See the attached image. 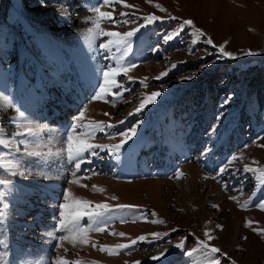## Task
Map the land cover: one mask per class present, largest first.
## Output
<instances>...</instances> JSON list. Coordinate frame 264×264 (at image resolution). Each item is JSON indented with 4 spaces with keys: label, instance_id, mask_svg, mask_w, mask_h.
<instances>
[{
    "label": "rangeland",
    "instance_id": "374dc122",
    "mask_svg": "<svg viewBox=\"0 0 264 264\" xmlns=\"http://www.w3.org/2000/svg\"><path fill=\"white\" fill-rule=\"evenodd\" d=\"M99 2L0 0V93L26 112L28 126L38 129L37 135L29 138L33 142L28 147L43 154L22 157L33 173L27 178L0 170V179L13 182L11 193L0 185L9 203L3 221L9 247L0 246V253L7 251L10 264H53L57 255L79 258L84 264H206L203 253L189 257L185 249L191 251L198 239H207L204 233L208 231L215 237L209 243L228 254H217L221 264L233 260L236 264H264V236L245 227L246 221L252 220L254 228H264V211L255 206L264 200V189L256 191L247 210L240 207L255 191L253 174L243 172L244 166L264 167V0H153L151 4L126 0L135 7L117 5L114 15L129 13L120 19L143 23L142 17L152 13L164 19L141 29L133 38L131 52L120 61L137 65L128 73L133 80L119 78L131 91L120 98L109 97L107 102L92 99L100 82L99 70L116 66V60L106 57L119 58L121 51L104 53L99 44L107 38L85 39L93 27L91 8ZM155 3L167 13L160 12ZM186 19L207 36L198 37L187 26L178 37L163 43L162 36ZM136 26L131 22L104 25L120 32ZM207 37L216 46L225 45V51L235 58L225 57L219 47L207 44ZM249 51L256 54L247 55ZM164 71L167 76L155 79ZM184 76L194 78L182 80ZM145 77L148 87L140 83ZM153 91L162 95L136 113L143 96ZM84 108V123L116 125L96 131L90 142L116 144L122 139L117 133L139 127L137 136L118 156L98 149L97 156L86 154L85 163L76 170L60 149L69 125ZM105 112L110 115H103ZM130 112L134 114L129 116ZM16 116L15 108H0V128L9 138L23 131V126L12 122ZM121 120L124 123H119ZM206 149L210 150L205 154ZM233 156L242 158L229 164ZM221 168L226 171L221 173ZM73 172L80 178L79 184L71 183ZM92 185L104 191L94 190ZM66 189L95 203L138 207L114 211L105 232H90L97 247L65 241L68 252L63 248L57 252L58 241L48 233L67 234L56 230L53 219ZM112 196L118 199L112 200ZM213 204L219 209L212 208ZM152 211L156 217L140 218L141 213ZM157 218L166 223L149 222ZM82 223L88 226L90 221L85 218ZM151 232L168 235L151 243L138 242L130 254L110 256L98 250L99 245L129 243ZM182 238H187L185 249H178L175 245ZM161 252L165 253L161 259H150Z\"/></svg>",
    "mask_w": 264,
    "mask_h": 264
},
{
    "label": "snow or ice",
    "instance_id": "6c2138e0",
    "mask_svg": "<svg viewBox=\"0 0 264 264\" xmlns=\"http://www.w3.org/2000/svg\"><path fill=\"white\" fill-rule=\"evenodd\" d=\"M147 3H153V0H146ZM117 5H123L124 8H133L135 5L128 4L126 0H101L96 6L91 8V12L93 15L89 17L91 20L93 27L88 30V34L85 36V39H88L89 36L94 38L104 37L107 38L103 40L99 44V48L103 50L104 53H112L113 49L121 51V56L119 58L112 56L106 57L116 60V66L106 65L102 66L99 70L100 74V82L96 87V91L92 97L93 100H105L108 101L109 97L120 98L123 96L125 91H131L127 86L120 82L119 78L121 76H125L129 81L133 80V77L129 76L128 73L133 68L137 67L135 64H123L120 61L127 56L128 53L132 50V40L136 37L137 33L141 31V29L154 24L157 21L164 19V17L158 16L155 13L148 14L142 17L143 23H137L136 20L129 21L128 19H120V17H128V12H120L119 17L114 15L115 9ZM160 12L167 13V9L164 8L159 3H155L154 5ZM105 8H112L113 11H105ZM168 19H178L177 17L169 16ZM137 24L136 27H133L128 31H114L108 30L104 27L105 24H111L113 26L126 25L129 23ZM187 26H191L194 29V34L198 37H206L207 34L200 28L195 26L194 21L191 19L183 20L182 23L178 26V28L170 33H166L162 36L163 43H168L169 41L175 39L180 35L182 31ZM205 42L207 44L213 45L214 47H219L220 53L229 58H235L232 52L225 51V45H214L213 40L210 37H207ZM247 55H255L251 51L246 53ZM173 68L176 67L175 64L172 65ZM168 75V71L161 72L160 75L156 76L155 79L159 80L164 76ZM194 77L192 76H184L181 77L182 80H191ZM148 78L145 77L144 80H141L140 83L144 84L145 87H148L145 81ZM162 95L160 91H153L151 93L145 94L143 98L140 100L139 105L136 107L135 112L138 113L144 108H146L150 104L156 103L157 99ZM228 98H226V101ZM2 107H12L17 111V116L13 117L12 122L17 124L18 126H23V131L14 132L11 134V138H9V134L5 133L2 128H0V170L9 173L11 176H19L22 178H27L31 176L32 170L28 168L22 157H41L43 154L36 151H30L28 145L32 143L29 138L35 137L37 135L38 129L28 126L26 121V112L21 111L12 101V99L0 93V108ZM87 108L82 109L79 112V115L74 117V122L69 125V129L66 133L65 138L62 141V147L60 149V154L66 157V160L69 164H74V168L79 170L81 165L85 163L86 154L91 156H97V150H104L111 152L114 156H118V154L124 149L125 145L129 143V141H133V138L137 136V130L139 125L131 126L126 131H121L117 133L118 136L122 137L119 143L116 144H99L90 142L94 139V133L96 131L104 132L106 129L115 128L116 125L111 123H106L104 121H91L89 123H84L85 112ZM134 113H129L131 116ZM105 116H109L110 114L105 112L103 113ZM119 123H124L123 120L119 121ZM45 127H47L45 125ZM215 131V128L212 129ZM18 137H20L18 139ZM264 139V137H261ZM264 147V145H261ZM210 149L205 150L206 152ZM242 157L233 156L229 161L231 164L233 161L241 159ZM254 165H258V161H253ZM226 171V168H221L220 172L223 173ZM243 172L252 173L254 178V188L253 197L249 200L240 204L241 209L247 210L249 206L252 205L253 198L256 196V191L264 189V167H253L250 165H245L243 168ZM41 175L44 173L41 172ZM74 179L71 181L73 184H79V179L76 176V172L72 173ZM178 176L183 175L182 173H178ZM52 177L49 176L48 179ZM215 178V177H213ZM0 185L6 186L8 189V193H11L13 190V182L9 179H0ZM81 187H87V185H80ZM94 190H98L103 192V188H99L97 185H92ZM227 184L224 185V190H227ZM6 192L0 191V246L4 249H8L9 245L7 242L6 229L3 226V221L7 218V209L9 208V203L6 202ZM112 200H117V196H112ZM229 199L233 201H238L236 196H230ZM260 210L264 211V200L259 201L255 205ZM136 205L131 204H116L110 205L108 203H95L91 200L84 199L81 197H77L71 191V189H66L62 202L58 204L57 212L58 215L54 216L53 219L56 222V230L60 232L67 233L66 235L55 236L53 232H49L48 235L52 236L54 239L58 241L57 252L59 249L63 248L64 252L67 253L68 249L64 248V243L67 241L73 246L81 245L87 246L91 244L92 247H97V242H93L90 240L89 233L92 231L103 233L108 227V220H111L113 217L111 213L116 210H132L137 208ZM214 209H219V205L213 204L211 205ZM156 217L157 213L154 211L150 213H141L142 219H147L148 216ZM85 218H87L90 223L88 226H84L82 223ZM107 218V219H105ZM155 224H165L166 221L162 219H153L149 221ZM253 221L247 220L245 223V227L251 228L254 233L257 235L264 236V228H254ZM258 223V222H255ZM217 228L223 229L222 225H216ZM172 231H176L175 228ZM111 235L126 237L127 234L125 232H111ZM168 233H160V232H151L138 236L135 239H130L129 243H122L117 245H99L98 250L101 252H105L110 256L119 255L121 252H128L130 254V250L137 245L138 242H148L151 243L154 239H162L164 236H167ZM207 239L197 240V246L194 247L191 251H187L185 249V243L187 238H182L180 243L176 244L175 247L178 249H185V254L189 257L193 256L195 252H201L206 257V264H221L220 259L217 254L222 256H227V253L222 252L219 247H216L209 243V241L215 239L210 232L205 231L204 233ZM150 237L152 239H150ZM243 239L247 240V237H243ZM164 252H161L158 256H152L150 259L153 261L161 259L164 256ZM229 259H231L229 257ZM0 264H10L7 251L0 253ZM53 264H84V261L77 258L74 260H70L66 255H57L53 261ZM95 264V262H93ZM134 264H141L140 261H135ZM231 264H236L233 260Z\"/></svg>",
    "mask_w": 264,
    "mask_h": 264
},
{
    "label": "bare ground",
    "instance_id": "6f19581e",
    "mask_svg": "<svg viewBox=\"0 0 264 264\" xmlns=\"http://www.w3.org/2000/svg\"><path fill=\"white\" fill-rule=\"evenodd\" d=\"M73 69H74V68H73ZM74 70H75V69H74ZM75 71H76V70H75ZM75 79H76V81H77V77H76ZM75 83H76V82H75ZM92 105L99 107L98 104H96V103H93ZM92 105H91V106H92ZM91 109H92V108H91Z\"/></svg>",
    "mask_w": 264,
    "mask_h": 264
},
{
    "label": "trees",
    "instance_id": "16d2710c",
    "mask_svg": "<svg viewBox=\"0 0 264 264\" xmlns=\"http://www.w3.org/2000/svg\"><path fill=\"white\" fill-rule=\"evenodd\" d=\"M264 65V64H263Z\"/></svg>",
    "mask_w": 264,
    "mask_h": 264
}]
</instances>
